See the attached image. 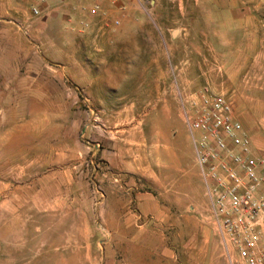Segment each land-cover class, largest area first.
<instances>
[{
    "label": "rangeland",
    "instance_id": "obj_1",
    "mask_svg": "<svg viewBox=\"0 0 264 264\" xmlns=\"http://www.w3.org/2000/svg\"><path fill=\"white\" fill-rule=\"evenodd\" d=\"M46 6L0 0V264H229L202 183L176 193L194 163L168 153L208 91L264 157V0ZM137 125L161 136L156 216L128 213L114 168Z\"/></svg>",
    "mask_w": 264,
    "mask_h": 264
},
{
    "label": "built area",
    "instance_id": "obj_2",
    "mask_svg": "<svg viewBox=\"0 0 264 264\" xmlns=\"http://www.w3.org/2000/svg\"><path fill=\"white\" fill-rule=\"evenodd\" d=\"M29 1L38 17L49 0ZM192 104L186 123L228 263L264 264V157L225 96L203 91Z\"/></svg>",
    "mask_w": 264,
    "mask_h": 264
},
{
    "label": "crops",
    "instance_id": "obj_3",
    "mask_svg": "<svg viewBox=\"0 0 264 264\" xmlns=\"http://www.w3.org/2000/svg\"><path fill=\"white\" fill-rule=\"evenodd\" d=\"M65 0H49L46 6L48 9V15H59L62 11L67 12L65 9ZM76 7V6H75ZM73 6V8H75ZM73 20V19H72ZM80 23V22H79ZM81 24V23H80ZM156 134V132L154 133ZM157 137L153 135V141L147 136V132L139 128V125L134 126L128 130L127 135L123 140L125 145L115 150V158L120 156V160H117L114 168L121 170L123 175L126 177L125 187L127 190L132 192V196L128 198V202L134 203V209L128 210V213H136L140 216L149 215H160L165 210L161 204V200L156 196L154 188L156 186V178L158 177V171H160L162 165V142L159 139L160 133ZM158 138L157 140H154ZM175 144L178 150L175 153H168L169 159L173 157L177 158V161H191L194 163L195 171L191 173L187 168L179 162L177 165L176 174L183 179L186 184H180V189L176 190L177 194H188L189 191L192 193V182L200 181L204 186V193L207 196L205 184L201 175L200 168L196 161V155L192 140L189 135H175ZM180 145V146H179ZM186 151V153H183ZM147 180V181H146ZM144 184H147L150 189H144ZM153 188V189H152ZM59 206V201H56L54 206ZM157 213V214H156ZM60 212L57 211V216Z\"/></svg>",
    "mask_w": 264,
    "mask_h": 264
},
{
    "label": "water",
    "instance_id": "obj_4",
    "mask_svg": "<svg viewBox=\"0 0 264 264\" xmlns=\"http://www.w3.org/2000/svg\"><path fill=\"white\" fill-rule=\"evenodd\" d=\"M176 33V32H175Z\"/></svg>",
    "mask_w": 264,
    "mask_h": 264
}]
</instances>
